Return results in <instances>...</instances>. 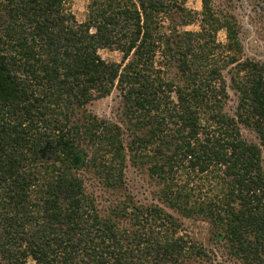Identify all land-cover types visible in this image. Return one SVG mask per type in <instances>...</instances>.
<instances>
[{
	"label": "trees",
	"instance_id": "obj_1",
	"mask_svg": "<svg viewBox=\"0 0 264 264\" xmlns=\"http://www.w3.org/2000/svg\"><path fill=\"white\" fill-rule=\"evenodd\" d=\"M63 3L0 0V256L9 264L210 261L162 208L123 202L106 216L87 191L81 171L93 168L115 189L125 157L115 125L78 111L117 87L137 127H148L137 144L151 153L149 172L167 205L206 220L242 264H264L260 145L239 129L250 126L264 145V67L237 63V104L225 113L218 57L238 51L235 21L215 17L203 0V26L185 32L173 24L182 9L171 0H91L87 21L77 23ZM99 49L119 51L120 64ZM157 56L175 65L182 85L159 75Z\"/></svg>",
	"mask_w": 264,
	"mask_h": 264
},
{
	"label": "rangeland",
	"instance_id": "obj_2",
	"mask_svg": "<svg viewBox=\"0 0 264 264\" xmlns=\"http://www.w3.org/2000/svg\"><path fill=\"white\" fill-rule=\"evenodd\" d=\"M90 2L91 0H64L63 9L77 23H85ZM171 2L176 3L182 9L172 13L171 18L175 21L173 24L178 26L177 29L185 32H198L203 26V0H171ZM208 5L215 17L228 16L236 23L238 51H228L223 55L224 58L218 57L219 65L226 63L221 69L228 94L223 111L232 116L237 104V95L231 87V76L235 72L237 63L250 61L264 67V0H208ZM182 15L185 17L184 25H182ZM214 41L220 48L227 44L226 32L223 28L214 31ZM98 55L108 63L120 64L122 60V54L115 50L99 49ZM231 56L236 58V62H230ZM160 61L161 58L157 56L154 69L159 72V75L173 82L174 86L182 85L183 81L175 65L167 66ZM168 95L171 101L175 102L176 97L173 90H170ZM78 113V115L94 116L119 129V138L125 157L124 167L119 176L121 182L119 186L115 189L105 187L103 178L93 168L80 172L87 191L96 197L101 211H105L106 216L111 214L113 207L123 202L134 203L139 207L156 205L177 219L178 236L201 245L210 255V261H190L188 264H242L237 258L229 255L226 244L216 236L206 220L201 217L185 216L170 208L164 201L163 185L149 172L151 160L147 158V155L151 153L144 151L137 144V137L147 134L148 127L145 129L137 127L117 87H113L107 96L91 100ZM239 129L242 138L247 143L260 145L261 167L264 170V145L261 144L250 126L239 124ZM182 179L190 185L199 187L198 177L187 179L184 174ZM203 187L204 191L205 186ZM0 264L9 263L0 256ZM25 264H34V262L27 259Z\"/></svg>",
	"mask_w": 264,
	"mask_h": 264
}]
</instances>
